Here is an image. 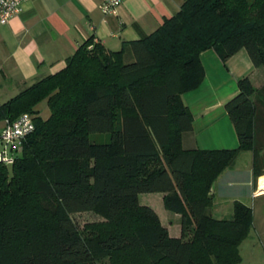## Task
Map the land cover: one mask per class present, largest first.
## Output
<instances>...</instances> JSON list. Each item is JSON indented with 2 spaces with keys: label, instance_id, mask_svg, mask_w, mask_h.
<instances>
[{
  "label": "trees",
  "instance_id": "obj_1",
  "mask_svg": "<svg viewBox=\"0 0 264 264\" xmlns=\"http://www.w3.org/2000/svg\"><path fill=\"white\" fill-rule=\"evenodd\" d=\"M210 50L223 62L245 50L259 72L240 79L225 107L237 149L189 148L183 96L204 83ZM23 114L35 130L13 164L0 162V264H239L252 208L237 201L221 220L209 211L214 184L241 153H252L256 183L264 176V0H185L120 51L92 37L63 70L0 105V123ZM144 194L164 195L182 218L180 237L140 202ZM81 213L104 221L81 228Z\"/></svg>",
  "mask_w": 264,
  "mask_h": 264
},
{
  "label": "crops",
  "instance_id": "obj_2",
  "mask_svg": "<svg viewBox=\"0 0 264 264\" xmlns=\"http://www.w3.org/2000/svg\"><path fill=\"white\" fill-rule=\"evenodd\" d=\"M104 1L28 0L8 25H0V105L39 80L63 70L67 60L88 39L94 37L109 50L120 51L124 42L137 41L157 31L185 2L122 0L118 16H106L100 8ZM202 61L206 70L204 83L183 96L193 114L194 134L189 139V148L205 151L237 149L238 137L225 107L238 95L240 79L250 75L255 80L259 72L245 50L227 62L210 50L202 55ZM247 153H241L238 159ZM251 158L248 169L252 181L249 185L253 188L251 198L255 201L264 198V176L256 183L252 153ZM235 186L229 184V187ZM212 196L215 213L212 216L219 220L230 218L238 200L218 201L214 187ZM163 199V194H147L143 205L155 210L166 227L164 219L168 213Z\"/></svg>",
  "mask_w": 264,
  "mask_h": 264
},
{
  "label": "rangeland",
  "instance_id": "obj_3",
  "mask_svg": "<svg viewBox=\"0 0 264 264\" xmlns=\"http://www.w3.org/2000/svg\"><path fill=\"white\" fill-rule=\"evenodd\" d=\"M3 104V103H2ZM39 109L41 116L47 118L50 114L46 102H43ZM3 124V126H1ZM5 123H0V127H4ZM1 130V128H0ZM91 140L98 143H107L110 141L109 135L106 134H92ZM251 153L243 154L237 159L232 167H230L215 184L214 189L217 192V200L226 198H236V200L245 203L253 210V227L251 234L246 239L241 247L240 253L242 260L239 264H264V198L253 201L251 198L252 186L251 173L249 164L251 161ZM236 184L235 187H229V184ZM246 183L248 185H246ZM147 196V194H144ZM145 196L140 198V202L145 204ZM167 211V210H166ZM165 218V226L170 229L172 237H180L182 232V218L170 212ZM209 213L215 216L213 210ZM75 222L83 228L87 224L101 223L104 219L95 213H81L73 216Z\"/></svg>",
  "mask_w": 264,
  "mask_h": 264
},
{
  "label": "built area",
  "instance_id": "obj_4",
  "mask_svg": "<svg viewBox=\"0 0 264 264\" xmlns=\"http://www.w3.org/2000/svg\"><path fill=\"white\" fill-rule=\"evenodd\" d=\"M26 1L28 0H0V25H8L22 11V5ZM121 3L122 0H105L100 8L106 16H118ZM34 130V118L30 114H23L14 122L6 121L0 130V162L13 164L23 141Z\"/></svg>",
  "mask_w": 264,
  "mask_h": 264
}]
</instances>
